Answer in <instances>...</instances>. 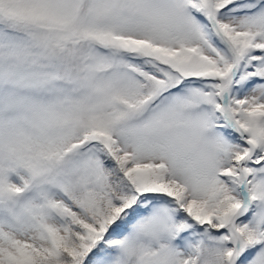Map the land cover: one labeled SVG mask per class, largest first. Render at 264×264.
I'll list each match as a JSON object with an SVG mask.
<instances>
[{
	"label": "snow or ice",
	"instance_id": "snow-or-ice-1",
	"mask_svg": "<svg viewBox=\"0 0 264 264\" xmlns=\"http://www.w3.org/2000/svg\"><path fill=\"white\" fill-rule=\"evenodd\" d=\"M0 264H264V0H0Z\"/></svg>",
	"mask_w": 264,
	"mask_h": 264
}]
</instances>
